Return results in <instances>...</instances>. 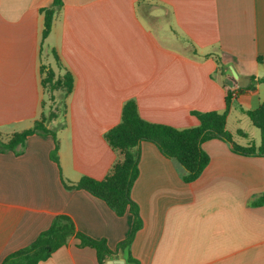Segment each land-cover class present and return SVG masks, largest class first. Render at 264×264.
I'll return each instance as SVG.
<instances>
[{
  "label": "crops",
  "instance_id": "obj_1",
  "mask_svg": "<svg viewBox=\"0 0 264 264\" xmlns=\"http://www.w3.org/2000/svg\"><path fill=\"white\" fill-rule=\"evenodd\" d=\"M54 1L0 0L3 140L44 115L43 68L69 72L74 82L64 114L47 123L56 128L58 162L51 135L34 134L17 152H0V264L59 215L113 251L127 238L132 214L118 216L91 193L65 186L111 171L116 153L105 134L121 122L126 102L135 101L148 122L191 128L199 124L192 112H224L229 90L264 77V0H62L43 40L41 10ZM263 102L264 83L233 100L227 129L238 144L259 146L261 135L252 141L230 130L229 117L238 109L248 116ZM203 149L210 163L186 183L178 162L141 144L131 189L143 222L130 247L138 264H264V204H255L264 193V157L235 154L220 139ZM116 259L127 264L123 257L106 264ZM39 264L99 260L71 237Z\"/></svg>",
  "mask_w": 264,
  "mask_h": 264
},
{
  "label": "trees",
  "instance_id": "obj_2",
  "mask_svg": "<svg viewBox=\"0 0 264 264\" xmlns=\"http://www.w3.org/2000/svg\"><path fill=\"white\" fill-rule=\"evenodd\" d=\"M61 7L62 0H55L51 7L41 10L45 17L43 40L50 34L55 15ZM219 64L223 70L220 60ZM42 74V85L46 91L49 90L50 93L61 91L64 98L71 94L74 82L69 72L60 77L56 76L52 69L43 68ZM251 81L246 88L228 91L224 112H192L199 120V124L191 128L177 129L169 125L148 122L140 116L135 101L126 102L123 106L121 122L105 134L107 142L116 153V161L111 171L102 180L83 177L77 183H65V186L69 190H85L91 193L105 201L118 216L132 214L133 224L127 238L121 241L113 251L106 240L87 236L77 230L70 217L59 215L53 220L50 228L42 232L31 245L8 255L1 264H39L49 259L56 250L66 246L71 237L78 239L82 247L94 248L99 264H106L113 257H123L127 264H138L131 256L130 247L137 232L142 228L143 222L138 205L131 197V189L139 176L141 144L151 142L165 157L178 162L183 169V180L186 183L196 181L210 163V156L203 149V144L208 140L225 141L229 144L231 151L238 155L264 157V102L256 110L247 112L253 125L260 131L259 146L238 144L227 129V117L233 100L247 90L256 89L257 83H264V77L258 80L251 77ZM53 115L56 117L55 114ZM47 123L43 117L36 121L33 128L13 133L6 141L0 134V152H17V149L24 146L31 135H51L56 142L51 158L58 162L59 143L56 132L49 129ZM255 204L258 206L264 204V193L255 201Z\"/></svg>",
  "mask_w": 264,
  "mask_h": 264
},
{
  "label": "rangeland",
  "instance_id": "obj_3",
  "mask_svg": "<svg viewBox=\"0 0 264 264\" xmlns=\"http://www.w3.org/2000/svg\"><path fill=\"white\" fill-rule=\"evenodd\" d=\"M46 93L47 94L45 95L44 115L41 116L40 119L44 117L47 122H50L64 114L63 111L65 108V98L63 93H59L58 91L50 93V91L47 90ZM53 114H55L56 117H54ZM50 116H52L51 119ZM228 128L230 130H235L236 128L242 129L248 135V139L252 141H257L260 138L258 129L251 123L248 116L241 113L239 109L238 111H234L233 115L229 117ZM52 129L54 131L56 130L55 127H53Z\"/></svg>",
  "mask_w": 264,
  "mask_h": 264
},
{
  "label": "water",
  "instance_id": "obj_4",
  "mask_svg": "<svg viewBox=\"0 0 264 264\" xmlns=\"http://www.w3.org/2000/svg\"><path fill=\"white\" fill-rule=\"evenodd\" d=\"M232 72H233L234 76H237V74L233 68H232ZM109 264H125V262L123 260L116 259V260L109 261Z\"/></svg>",
  "mask_w": 264,
  "mask_h": 264
}]
</instances>
